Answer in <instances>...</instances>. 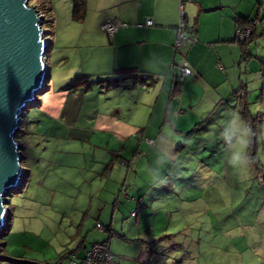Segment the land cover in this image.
<instances>
[{"label": "rangeland", "instance_id": "rangeland-1", "mask_svg": "<svg viewBox=\"0 0 264 264\" xmlns=\"http://www.w3.org/2000/svg\"><path fill=\"white\" fill-rule=\"evenodd\" d=\"M260 2L264 8V0ZM29 4L43 14L42 30L50 42L44 57L51 75L46 86L55 93L67 89L65 113L70 106L76 113L56 119L31 104L23 111L15 138L23 147L20 165L25 174L6 198L9 218L0 239L3 255L17 261L54 262L63 251L74 250L80 259L84 255L81 243L89 250L93 243L108 241L116 264H264V75L260 71L264 37L249 44L253 55L249 64L257 69L251 67L243 77L249 92L248 110L260 112L253 116L259 125L252 137L257 167L250 163L246 172L240 171L213 148L202 149L200 143L210 135L212 139L221 136L217 127L194 132L173 166L158 164L150 169L143 159L138 167L141 153L132 156L133 149L124 155L130 169L124 188L144 181L154 182L155 187L144 197V206L137 209V198L126 200L134 207L125 210L121 195L116 210L120 184L114 180L119 164L113 162L109 173L103 162L106 155L112 160L115 138L101 131L85 132L91 127L86 115L92 116L96 109L110 110L116 95L107 92L98 77L87 78L83 84L77 81L82 78L74 75L81 64L79 53H85L89 43L72 46L67 39L97 37L95 31L81 23L69 28L71 0H29ZM47 4L52 8V26ZM203 25L210 27L207 20ZM42 93L36 95L39 102ZM72 135L80 141H72ZM231 138L233 150L236 136ZM182 140L187 142L185 137ZM219 145L224 150L225 145ZM131 212L135 213L132 217ZM97 223L104 229H97ZM109 226L110 231H105ZM146 243H151L152 252H145Z\"/></svg>", "mask_w": 264, "mask_h": 264}, {"label": "crops", "instance_id": "crops-1", "mask_svg": "<svg viewBox=\"0 0 264 264\" xmlns=\"http://www.w3.org/2000/svg\"><path fill=\"white\" fill-rule=\"evenodd\" d=\"M260 1L86 0L85 18L80 23L82 26H92L97 37H67L72 46L78 42L89 43L87 50L82 51L85 53H79L81 64L74 75L81 76L86 83L87 78L98 77L99 83H105L107 92L115 93L116 98L110 110L96 109L92 116L86 115L90 121L87 124L91 127L85 132L111 134L115 138V153H119L117 164L119 161L129 164L124 155L134 149L132 156L138 151L141 153L136 160L138 167L144 159L148 168L152 169L153 165L157 168L158 164L173 166L190 145L189 139L197 132L196 129L199 128L198 132H208L217 127L216 132H221V136L212 139L210 135L208 141L205 139L200 143V147L204 150L213 148L212 151L220 153L229 162L232 136L225 141L222 133L235 114L238 113L241 118L237 93L248 70L251 67L257 69L256 65L249 64L250 58L244 59L241 56L236 39V23L245 19L256 21L257 38L264 37V8ZM180 15L185 26L195 32L191 42L175 51ZM108 20L118 28L111 37H104L101 25ZM206 20L210 27L203 25ZM70 21L69 28L72 29L80 24L72 19ZM147 21L151 22V26L146 25ZM91 47L97 50H91ZM249 48L247 52L252 55ZM66 62H70L69 57ZM183 63L187 64L191 74L182 80L176 66ZM47 71L50 85V69L47 68ZM134 74L153 76V81L147 82L152 85L147 90L140 89V84L132 77ZM175 74L179 93L173 96L171 92L174 90ZM110 80L117 82V86H109ZM244 83L247 89V82ZM66 91L55 93L52 87L47 86V90L41 94L37 109L45 115L60 119L65 113L69 95ZM256 103L257 100L254 101V107ZM75 113V107L70 106L65 114L72 117ZM250 113L254 115L260 112ZM184 137L187 142L182 140ZM218 137L222 140L216 139ZM147 140L153 143L148 144ZM72 141L80 140L72 135ZM220 143L225 145L224 150ZM103 162L105 169L111 162L108 155ZM138 167L133 168L134 173H137ZM113 168L112 165L109 173ZM128 170L127 166L119 164L117 180H114L117 185L120 184L113 207L116 210L119 209L121 195L125 210L134 207L133 202L126 200L137 198L144 206V197L150 195L155 187L154 182L148 184L144 181L139 186L130 185L132 187L125 189L123 185L127 181ZM139 206L137 203V209ZM150 245L146 243V253L153 251Z\"/></svg>", "mask_w": 264, "mask_h": 264}, {"label": "water", "instance_id": "water-1", "mask_svg": "<svg viewBox=\"0 0 264 264\" xmlns=\"http://www.w3.org/2000/svg\"><path fill=\"white\" fill-rule=\"evenodd\" d=\"M29 0H0V231L6 197L23 175L22 147L15 140L27 104L35 99L47 74L43 17ZM177 74L174 75L173 87Z\"/></svg>", "mask_w": 264, "mask_h": 264}, {"label": "trees", "instance_id": "trees-1", "mask_svg": "<svg viewBox=\"0 0 264 264\" xmlns=\"http://www.w3.org/2000/svg\"><path fill=\"white\" fill-rule=\"evenodd\" d=\"M71 1H72L71 19L74 22L80 23L85 18V14H86V0H71ZM30 6H32V5H30ZM32 7H34L35 9H37L35 6H32ZM38 12H39V10H38ZM46 12L48 14V22H49L50 26H52L53 25V13H52V8L48 4L46 6ZM39 14L40 15H43L40 12H39ZM236 25H237V29L248 28L251 31L250 36L246 40L238 41L242 58L249 59V58H251L252 55H250L247 52L248 46H249V44L251 42H254L256 40V38H257L256 21H252V20H249V19H245V20L237 21ZM194 32H195V30L193 31V29H188L186 27L185 34L187 36V40L185 42H183L178 49L182 48L185 44H187V43H189V42L192 41V38L194 36ZM236 39H237V37H236ZM48 46H50V42L49 41H48ZM178 49H175V51H177ZM183 58L185 59V55H183ZM176 68H177V66H176ZM128 72H130V73L133 74L132 71H128ZM261 72L264 75V66H263ZM48 77H49V74H48V71H47L46 78L44 79V85L41 87L39 93L47 90V86L46 85L48 84V81H49L48 80L49 79ZM132 77L138 81V83L140 84L141 89H143V90H147L148 89V86H151L152 85V84L149 85L147 82L148 81H153V79H154L153 76L145 75V74H141V75L140 74L139 75L134 74ZM77 81H81L82 84L83 83H86V80L84 78L78 79ZM109 84H110L109 86H112V85L113 86H117V82H113L112 80L109 81ZM178 85L179 84L176 81V85L174 86V90L171 92V95L174 96V95H177L179 93ZM245 85L246 84L243 82L241 84L239 90H238V93H237V98L239 99L238 108H239V113H240V116L242 118L243 123L246 124L248 126V128L251 130V143L249 145V148L247 149V155L249 157V160H250L251 165L257 167L258 161L255 159V149H256V145H255V143L252 142V137L255 136L256 133H258V127H259V125H257V120L256 119H253V116L254 115H257L258 113L252 115L249 112V110H248V103H247L248 90L246 89ZM38 103H39V101L35 97V99L32 100L28 104L34 105L36 107ZM19 130H20V127H19ZM196 131L198 132L199 129H196ZM15 140H16V138H15ZM148 141H150L151 144L153 143V141L147 140L146 142L148 144H150ZM22 149H23V147H22ZM21 160H23L22 156H21ZM118 160H119V153H115L113 155V158H112L111 162L105 167L104 171L105 172L110 171V168L113 165V162H115V163L117 162L118 163ZM119 164L121 166H127L128 165V163L125 162V161H119ZM24 174H25V171H23V175ZM138 205H142V201L141 200H138ZM132 216H134V212H131V217ZM8 218H9V213H8V210H7L5 224H4L3 228L0 231V239L2 237H4L3 236V233H2V230L7 227V225H8L7 219ZM98 224L99 223H97V225ZM97 225H96V228H97ZM99 225L101 226V228H97V229L103 230L104 229L103 226L101 224H99ZM105 231H110V227H107L105 229ZM120 237H123V236H120ZM1 241L2 240H0V244L2 243ZM104 245H107V248H108V250L110 252V245H109V242L108 241H104V242H101V243H93V244H91L90 249L92 247H94V246H104ZM80 247H81V249L84 252V255L80 259H76L77 252H79V251L76 252L74 250H71V251H63L60 254L59 258L56 261H54V262H50V261H42V262H39V261H17V260L9 259V258H7L6 256L3 255V249L0 247V260H5V261L10 262L12 264H82V262L85 259L86 252L89 251L90 249L89 250H86V248L84 246V243H81L80 244ZM110 254H111V252H110ZM112 257H113V255H112ZM77 260H79V261H77ZM113 261H114V264H116V261H115V258L114 257H113Z\"/></svg>", "mask_w": 264, "mask_h": 264}, {"label": "built area", "instance_id": "built-area-1", "mask_svg": "<svg viewBox=\"0 0 264 264\" xmlns=\"http://www.w3.org/2000/svg\"><path fill=\"white\" fill-rule=\"evenodd\" d=\"M146 25L151 26V22L147 21ZM117 28L118 26L110 20L105 21L101 25V30L110 37L117 30ZM185 31H186V26L182 18V15H180V23L177 31L178 32L177 38L174 45L175 49H178L181 46V44L187 40ZM250 33L251 31L248 28L238 29L236 36L237 40L238 41L246 40L250 36ZM177 70L179 72V76L181 79L191 74V71L186 63L178 65ZM148 142L151 144L150 141ZM97 228H101V226L98 224ZM82 264H114V261L112 255L110 254L107 248V245H104V246H94L89 251H87L85 255V259L82 262Z\"/></svg>", "mask_w": 264, "mask_h": 264}, {"label": "clouds", "instance_id": "clouds-1", "mask_svg": "<svg viewBox=\"0 0 264 264\" xmlns=\"http://www.w3.org/2000/svg\"><path fill=\"white\" fill-rule=\"evenodd\" d=\"M222 136L225 141H228L231 136H236L230 164L234 169L246 172L250 165L247 149L251 143V130L241 121V118L236 115L227 126L225 132L222 133Z\"/></svg>", "mask_w": 264, "mask_h": 264}]
</instances>
